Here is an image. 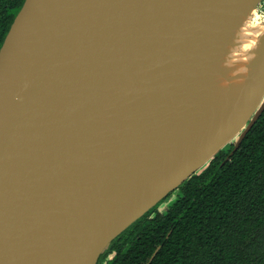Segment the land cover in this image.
Segmentation results:
<instances>
[{
  "label": "water",
  "instance_id": "95a60500",
  "mask_svg": "<svg viewBox=\"0 0 264 264\" xmlns=\"http://www.w3.org/2000/svg\"><path fill=\"white\" fill-rule=\"evenodd\" d=\"M230 5L24 1L0 48V264H98L237 136L227 159L234 154L264 112V37L249 49L240 91H220L217 60L240 47L237 21L205 28ZM184 101L198 121L228 123L174 187L122 227L164 165L153 136Z\"/></svg>",
  "mask_w": 264,
  "mask_h": 264
},
{
  "label": "trees",
  "instance_id": "16d2710c",
  "mask_svg": "<svg viewBox=\"0 0 264 264\" xmlns=\"http://www.w3.org/2000/svg\"><path fill=\"white\" fill-rule=\"evenodd\" d=\"M24 1L0 0V48ZM233 149L113 240L98 264H264V112L227 159Z\"/></svg>",
  "mask_w": 264,
  "mask_h": 264
},
{
  "label": "bare ground",
  "instance_id": "6f19581e",
  "mask_svg": "<svg viewBox=\"0 0 264 264\" xmlns=\"http://www.w3.org/2000/svg\"><path fill=\"white\" fill-rule=\"evenodd\" d=\"M258 1L231 0L229 8L227 10H219L217 15L209 21L208 27L205 29L214 30L219 25H222L226 18H228V21L235 18L237 21L235 26L237 29L236 33H238L236 41H240L242 38L247 39L249 43L248 50L252 51L255 48L258 37H264V21L258 20V12L255 9V4ZM240 46L242 47V45ZM252 56L249 53L248 58L244 59L246 60L245 62H250V57L252 58ZM239 59L242 61L241 57ZM234 61L238 62L237 60ZM248 70L245 71L242 85L235 91L236 93L246 83L247 77L251 73L250 67ZM188 110L191 111L187 118L191 128L180 121H183V118L179 114V111L177 117L168 119L164 129L159 134L153 136L156 150L163 156L164 165L159 169L158 175L148 189L145 190L146 192L140 193L137 204L130 210L127 219L122 223V227L174 187L185 176L187 170L199 161L217 135L219 130L212 137L206 136V134H213L207 129L209 125L201 120L198 121L194 116L196 114L193 109ZM183 114L186 115V112ZM224 128L225 126L221 129Z\"/></svg>",
  "mask_w": 264,
  "mask_h": 264
},
{
  "label": "rangeland",
  "instance_id": "374dc122",
  "mask_svg": "<svg viewBox=\"0 0 264 264\" xmlns=\"http://www.w3.org/2000/svg\"><path fill=\"white\" fill-rule=\"evenodd\" d=\"M258 12H259V14L261 16L260 19L261 20H264V0H263L262 4L258 7ZM237 42L239 43V46L242 45V43H243L242 47L241 46L240 47H235L234 48L235 50H233L231 53L226 54V59L227 60H225L223 57H219V60H220L219 62L217 60V67L218 68H216L215 70H217L218 71V74L222 75V77L224 78V79L220 78L219 79V82H218L219 83V87H217V88L220 89V91H223L222 89L225 88V87H227L228 85H232L233 88H234V90L236 91L242 85L243 75H244L245 71L248 70V65H250L249 64L250 63L249 61L248 62H245L246 60H244L245 58H248L247 56L250 53V52H248L249 51L248 50V44H249L248 43V40L245 39V38H242L240 41H237ZM230 45H233V44L230 43V42H226V46H225L226 47V51L228 49H230ZM225 47H223V48H225ZM223 48H222V50H223ZM238 55H239V57L242 58V61H241V59H239ZM250 59H251V57H250ZM234 60H237L238 62H235ZM237 64H238V66H237ZM228 81H230V82H228ZM215 91L217 93H219L218 90L215 89ZM215 91H214V93H215ZM193 108H195V107H193L192 104H191V106L190 105L188 106L187 105V102L184 101L182 103L181 109L179 110L180 112L178 111L179 114L182 115V118H183V121L182 120H180V121L184 125L189 126V128H191V127L189 125V122H188L187 118L189 117L191 111H189L188 109H193ZM185 112H186V115L183 114ZM215 123H217V122L216 121L212 122L211 123L212 126L211 127L208 126V128H207L213 134L212 135L211 134H206V136L212 137L216 133L217 128L221 129V128H223L225 126V124L227 123V120L225 122L221 123V124H215ZM218 126H220V127H218ZM236 139H237V136L233 139V141H231L230 143H228L225 147L226 148L229 147V145L230 144H233L232 142L236 141ZM178 195H179L178 189L174 190L171 193V196L168 197V198H166L165 201L160 205L159 209L161 211L165 210V208ZM102 264H106V261L104 263H102Z\"/></svg>",
  "mask_w": 264,
  "mask_h": 264
},
{
  "label": "flooded vegetation",
  "instance_id": "af4514ba",
  "mask_svg": "<svg viewBox=\"0 0 264 264\" xmlns=\"http://www.w3.org/2000/svg\"><path fill=\"white\" fill-rule=\"evenodd\" d=\"M166 199V198H165Z\"/></svg>",
  "mask_w": 264,
  "mask_h": 264
}]
</instances>
